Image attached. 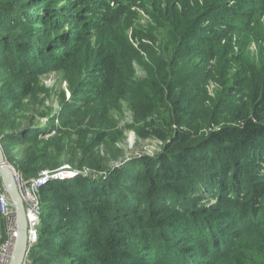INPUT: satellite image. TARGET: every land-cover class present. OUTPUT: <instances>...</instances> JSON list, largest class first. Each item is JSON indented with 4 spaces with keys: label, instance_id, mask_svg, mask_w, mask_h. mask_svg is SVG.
<instances>
[{
    "label": "trees",
    "instance_id": "16d2710c",
    "mask_svg": "<svg viewBox=\"0 0 264 264\" xmlns=\"http://www.w3.org/2000/svg\"><path fill=\"white\" fill-rule=\"evenodd\" d=\"M136 2L0 0L5 158L24 179L77 172L39 187L26 264H264V60L246 49L264 0ZM126 110L154 153L124 159Z\"/></svg>",
    "mask_w": 264,
    "mask_h": 264
},
{
    "label": "built area",
    "instance_id": "2783aa9c",
    "mask_svg": "<svg viewBox=\"0 0 264 264\" xmlns=\"http://www.w3.org/2000/svg\"><path fill=\"white\" fill-rule=\"evenodd\" d=\"M76 174L77 172L68 165L54 170L41 171L31 179H24L15 169L13 170V179L23 199L27 219L28 247L24 264L27 262L29 249L37 239L36 228L40 220L39 187L50 180H64ZM16 239V214L7 197L0 190V264H10Z\"/></svg>",
    "mask_w": 264,
    "mask_h": 264
},
{
    "label": "rangeland",
    "instance_id": "374dc122",
    "mask_svg": "<svg viewBox=\"0 0 264 264\" xmlns=\"http://www.w3.org/2000/svg\"><path fill=\"white\" fill-rule=\"evenodd\" d=\"M144 1V0H143ZM140 2L137 0V4H144V2ZM138 11V19H137V27L153 33L157 37V46L159 49L168 48L170 45V28L161 21H156L154 18L150 17L147 12L143 11L139 7H135ZM258 40L251 42L247 47V52L249 56V63L255 64L257 66L260 65L261 60H264V16L260 21V34ZM136 73L139 77L144 76V72L142 69L135 65ZM42 82L49 88L60 89L61 87H65L64 82H60L59 75L56 72H51L42 76ZM215 85H210L209 92L214 94ZM69 95V92H66ZM52 105L54 107L57 106L56 96L53 94ZM131 123V115L128 110L124 112V115L119 121L120 126L124 130L125 137L120 140L116 145L125 151V160L130 159L131 157L140 156L141 153H154L157 147H159L160 142H157L153 139H145L140 140L137 139L132 130L129 129V124ZM109 144L104 146L102 149H108ZM68 164H65L61 167H64ZM69 166V165H68ZM70 167V166H69ZM60 168V167H59Z\"/></svg>",
    "mask_w": 264,
    "mask_h": 264
},
{
    "label": "water",
    "instance_id": "95a60500",
    "mask_svg": "<svg viewBox=\"0 0 264 264\" xmlns=\"http://www.w3.org/2000/svg\"><path fill=\"white\" fill-rule=\"evenodd\" d=\"M13 170V166L6 160L3 149L0 145L1 191L7 197V200L14 209L17 218V239L10 264H24L28 247L27 219L23 199L13 179Z\"/></svg>",
    "mask_w": 264,
    "mask_h": 264
}]
</instances>
